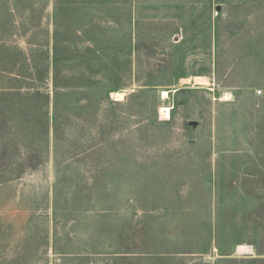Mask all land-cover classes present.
Instances as JSON below:
<instances>
[{
	"label": "rangeland",
	"instance_id": "rangeland-1",
	"mask_svg": "<svg viewBox=\"0 0 264 264\" xmlns=\"http://www.w3.org/2000/svg\"><path fill=\"white\" fill-rule=\"evenodd\" d=\"M56 30L92 92L0 170V264H264V0H0V46Z\"/></svg>",
	"mask_w": 264,
	"mask_h": 264
},
{
	"label": "trees",
	"instance_id": "trees-1",
	"mask_svg": "<svg viewBox=\"0 0 264 264\" xmlns=\"http://www.w3.org/2000/svg\"><path fill=\"white\" fill-rule=\"evenodd\" d=\"M60 37L56 30L53 61L49 46L34 54L0 46V163L10 152L15 153L0 166L2 171L12 170L19 176L36 170L44 162L41 153L50 149L52 140L57 154L59 131L72 123L73 112L82 108L75 95L92 92V81L84 83L83 78L64 73L63 65L78 57L84 63L83 70L90 69L92 47L81 52L69 48L63 54L58 46ZM86 98V106L92 109V95L88 93ZM63 108L68 114L62 112Z\"/></svg>",
	"mask_w": 264,
	"mask_h": 264
},
{
	"label": "bare ground",
	"instance_id": "bare-ground-1",
	"mask_svg": "<svg viewBox=\"0 0 264 264\" xmlns=\"http://www.w3.org/2000/svg\"><path fill=\"white\" fill-rule=\"evenodd\" d=\"M197 79V78H196ZM201 79V78H200ZM200 81H202V80H200ZM206 83V82H205ZM204 83V84H205ZM116 94V93H115ZM168 95V93L167 92H165L164 93V96H167ZM119 97H124L122 94H120L119 93ZM121 100V99H120ZM161 112H162V115L164 114V116H166V119H169L170 118V114H171V109L170 108H168V107H163L162 109H161ZM163 119V118H162Z\"/></svg>",
	"mask_w": 264,
	"mask_h": 264
},
{
	"label": "built area",
	"instance_id": "built-area-1",
	"mask_svg": "<svg viewBox=\"0 0 264 264\" xmlns=\"http://www.w3.org/2000/svg\"><path fill=\"white\" fill-rule=\"evenodd\" d=\"M259 93H261V92H259Z\"/></svg>",
	"mask_w": 264,
	"mask_h": 264
}]
</instances>
